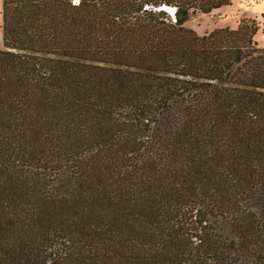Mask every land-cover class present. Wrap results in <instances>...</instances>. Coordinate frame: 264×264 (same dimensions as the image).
Instances as JSON below:
<instances>
[{
  "label": "trees",
  "instance_id": "obj_1",
  "mask_svg": "<svg viewBox=\"0 0 264 264\" xmlns=\"http://www.w3.org/2000/svg\"><path fill=\"white\" fill-rule=\"evenodd\" d=\"M229 4L2 0L0 264H264L258 26H185Z\"/></svg>",
  "mask_w": 264,
  "mask_h": 264
},
{
  "label": "rangeland",
  "instance_id": "obj_2",
  "mask_svg": "<svg viewBox=\"0 0 264 264\" xmlns=\"http://www.w3.org/2000/svg\"><path fill=\"white\" fill-rule=\"evenodd\" d=\"M1 4L2 0H0V24ZM242 18L255 20L258 27L254 39L258 46L264 47V0H230L229 5L214 9L207 14H197L191 17L185 22V26L202 35L216 28H236ZM0 48H3L1 28Z\"/></svg>",
  "mask_w": 264,
  "mask_h": 264
},
{
  "label": "built area",
  "instance_id": "obj_3",
  "mask_svg": "<svg viewBox=\"0 0 264 264\" xmlns=\"http://www.w3.org/2000/svg\"><path fill=\"white\" fill-rule=\"evenodd\" d=\"M174 10H175V9H174ZM174 10H173V12H172V11H171V12H168V13L171 15L172 21L175 20V18H174Z\"/></svg>",
  "mask_w": 264,
  "mask_h": 264
},
{
  "label": "bare ground",
  "instance_id": "obj_4",
  "mask_svg": "<svg viewBox=\"0 0 264 264\" xmlns=\"http://www.w3.org/2000/svg\"><path fill=\"white\" fill-rule=\"evenodd\" d=\"M169 10H170V11H169ZM169 10H168V12H171V11L173 12L174 9H173V8H169Z\"/></svg>",
  "mask_w": 264,
  "mask_h": 264
},
{
  "label": "snow or ice",
  "instance_id": "obj_5",
  "mask_svg": "<svg viewBox=\"0 0 264 264\" xmlns=\"http://www.w3.org/2000/svg\"><path fill=\"white\" fill-rule=\"evenodd\" d=\"M76 2H79V0H76Z\"/></svg>",
  "mask_w": 264,
  "mask_h": 264
}]
</instances>
